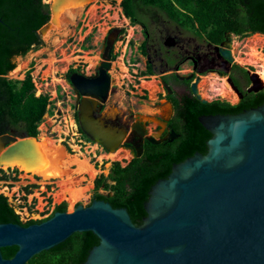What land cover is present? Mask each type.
I'll use <instances>...</instances> for the list:
<instances>
[{
    "label": "water",
    "instance_id": "obj_1",
    "mask_svg": "<svg viewBox=\"0 0 264 264\" xmlns=\"http://www.w3.org/2000/svg\"><path fill=\"white\" fill-rule=\"evenodd\" d=\"M90 1L48 2L50 19L37 31L38 37L55 31L67 9L81 13ZM120 33L113 30L107 35L106 62L99 76L73 74L68 83L82 97L81 132L111 153L119 148L123 135L93 119V99H105L112 87L107 62ZM222 46L221 57L233 62L227 49L231 44ZM251 82L248 92H264L262 80L252 76ZM160 84L171 91L166 82ZM192 91L203 105L208 103L196 83ZM199 124L211 135L207 154L195 153L173 165L169 177L150 188L141 225L134 224L127 209L96 201L72 212H55L27 227L0 224V264H27L76 233H92L98 240L82 264H264V103L237 116L200 117ZM36 139L0 136V170L39 166ZM12 247L17 252L6 259L2 249Z\"/></svg>",
    "mask_w": 264,
    "mask_h": 264
},
{
    "label": "trees",
    "instance_id": "obj_2",
    "mask_svg": "<svg viewBox=\"0 0 264 264\" xmlns=\"http://www.w3.org/2000/svg\"><path fill=\"white\" fill-rule=\"evenodd\" d=\"M121 7L133 26L139 25L147 30L146 18L152 14L154 17L149 18L150 22L154 23L160 16L175 29L193 35L198 33V37L213 45H219L230 35L239 38L256 33L264 35V0H123ZM48 8L49 5L42 0H0V136L15 131L18 139H36L38 126L49 113V98L47 95L35 96L30 73L22 81L5 77L16 68L17 57H24L33 46L40 44L37 31L49 22ZM142 51L146 54V43ZM143 74L153 75V72L148 66ZM263 103L264 92L256 98L248 95L239 107L219 100L206 105L198 101L197 106L192 105L184 113L188 130L174 148L162 149V158H150L144 163L136 160L127 168L115 163L111 175L108 178L102 176L95 184L96 190L106 184L105 188L114 193L113 197L95 194L94 200L111 204L115 209H127L134 224L141 225L147 216L145 204L150 188L159 179L168 178L173 165L184 162L195 153L207 154L211 135L199 124V118L206 115L237 116L245 110L261 107ZM0 172L3 174L1 181L9 178L3 170ZM107 179L115 184H107ZM65 211L66 205L62 204L56 206L53 213ZM53 213L40 221L22 222L8 198L0 194V224L27 227L46 221ZM96 245L98 240L92 233H76L57 247L33 257L27 264H82ZM16 252V247L2 249L6 259L13 258Z\"/></svg>",
    "mask_w": 264,
    "mask_h": 264
},
{
    "label": "rangeland",
    "instance_id": "obj_3",
    "mask_svg": "<svg viewBox=\"0 0 264 264\" xmlns=\"http://www.w3.org/2000/svg\"><path fill=\"white\" fill-rule=\"evenodd\" d=\"M50 1L42 0L46 5ZM122 1H90L74 22H64V27H57L55 32L52 31L43 36L39 45L33 46L24 57H17L15 60L16 68L9 74L8 79L22 81L26 74L30 73L35 96L47 95L49 98V113L43 117L38 126L37 139H45L49 143L51 140L54 141L52 144H58L66 157L68 156L59 163L64 168L63 172H60V179H58L60 181L53 183L52 180L40 179L31 173L36 171V168L25 170L23 167L15 169L16 177L12 175V179L0 180V194L8 198L22 222L48 218L57 205L65 204L68 212H72L78 205H89L95 176H108L113 163L125 166L122 164V157L119 156L121 152L128 156L123 149L117 153L108 154L97 145L83 144L80 141L81 136L78 135L74 123L71 98L73 93L64 82L67 70L72 67L77 68L81 65V69L86 73L94 69L97 62L101 60L104 40L113 30H121V37L114 46L116 58L112 68V92L117 98L136 101L139 113L152 114L149 109L155 102V93L160 90V87H157L160 84V77L155 73L143 74L146 72V55L142 52L140 45L144 42L145 29L139 25L133 26L131 21L126 19L121 7ZM152 16L154 17L150 14L146 18V26L150 34L149 44L152 45L149 53H152L154 59L167 60L171 65L172 58L169 56L172 57L174 51L169 52V49L161 46V42L164 37H167V32L174 37L176 35L174 32L177 30L160 16L156 17L154 23L150 22L149 18ZM197 35L199 34L196 33ZM185 36L194 37L189 32ZM252 37L253 35L246 38L231 36L229 43L232 55L238 66L253 69L264 81V46L253 48L249 43ZM154 50L156 56L153 55ZM157 67H159L158 62ZM188 68V65H184L181 68V74H187ZM218 80V77L208 75L203 79L202 84H214L211 87L214 90L218 87ZM201 93L209 101L215 97L212 91L208 94L207 91L201 90ZM225 96L227 95L221 94L222 99L227 100L230 105H236V100L226 99ZM64 145L69 147V153ZM86 163L91 166V171L88 168L89 171L83 173V166ZM72 166L76 168L69 170ZM29 173L31 174L28 175ZM2 175L0 172V177ZM14 177L17 180H14ZM34 177L38 178L37 182L33 181ZM62 178L64 180L71 178V180L63 182ZM72 180L76 182L74 184L81 186L84 192L86 190L84 197L81 195L76 202L69 201L67 195H61L66 189L63 185Z\"/></svg>",
    "mask_w": 264,
    "mask_h": 264
},
{
    "label": "flooded vegetation",
    "instance_id": "obj_4",
    "mask_svg": "<svg viewBox=\"0 0 264 264\" xmlns=\"http://www.w3.org/2000/svg\"><path fill=\"white\" fill-rule=\"evenodd\" d=\"M176 30L177 31L174 32V34H176L174 37L169 35L167 32V37H164L163 41L161 42V46L169 49V52L172 50L174 51L173 56H169V58H172L171 65L170 63H168L167 60H163L161 58H158V60L154 59L151 55L152 53H149L150 47L152 46L151 44H149L150 34L148 30H144L145 38L144 42L140 45V47L142 48L143 44L146 43L145 71H147V68L149 66L153 73L159 75L160 81L166 82L171 90L169 91L168 89L164 88L161 84L157 85L158 88L160 87V90L155 93V102L149 109L152 114L139 113V111H137L138 103L134 100L127 101L124 98L122 99L121 97H115L112 92V87L105 99H93L96 102V108L93 110V119L95 121L102 122L106 127L115 129L123 135V140L121 141L119 148L115 152L117 153L120 149H123L124 152L126 151L128 156L123 155L122 152L119 154V156L122 157V164H125V166H122L120 164L123 168L129 167L136 160H140L141 163H144L146 161H149L150 158H162L164 156L163 154H160V152H164V150L162 149L174 148L177 141H180L183 138L184 134H186L188 130V123L183 118V115L185 112H188L191 109L192 105L197 106V102L199 101L193 94V84H197L199 93L201 95V90L207 91L208 94L211 91L215 93V97H213L211 101L206 99L208 100V103H211L216 100L229 103L227 100L222 99L221 97V94H225L227 95L226 98H233L234 100H236V105H234V107H239L240 105H242V103L246 101L248 95L256 98L259 93L263 92H248V89L253 87L251 82L252 76H254V80H262L259 74L254 72L253 69L238 66L234 62L233 55V62H227L221 57L220 49L225 48L224 46H222V44L229 43L231 36L233 35H230L229 37L225 38L223 42H221L219 45H213L207 40L202 39L193 34L192 35L194 37L185 36L187 31L183 29L176 28ZM120 37L121 35H119V37L116 39L115 44ZM106 39L107 37L104 40L101 60L97 62L94 69L91 72L86 73L81 69V65H79L77 68L72 67L71 69L67 70V73L64 76V82L69 88H71L73 93L71 95V98L73 101L72 107L74 111V123L78 135L81 136L80 141L83 144L90 143L91 145H97L109 154L111 153L109 150H106L101 144H97L92 140H89L81 132V127L79 125L78 108H81L82 97L81 99H79L75 89H73L71 85H68V83H71V76L73 74H81L82 76L87 78H93L100 75L101 64L106 62L103 60V57L106 53ZM227 49L231 51V46L227 47ZM168 51L167 54L169 53ZM153 52V55L156 56V51L154 50ZM114 56L116 57V53L113 49L111 61L107 62L110 64V68L106 69V72L111 77V80ZM157 62L159 67H157ZM184 65L189 66L187 74H181V68ZM10 73H12V71ZM10 73L5 76L7 79ZM177 75L182 78H191L180 79ZM208 75L219 78V82L217 85L218 87L214 88V90L211 89L212 85L214 84H202L203 79ZM87 100L89 102L92 101L90 99ZM122 100H124V102H122ZM7 135L17 138L15 131L10 132V134ZM65 149L68 152L69 147L66 145ZM113 167L114 163L112 164L109 170L108 176L96 175L93 179L91 188L92 196L90 197V204L93 201H96L93 198L95 194L102 195L107 198L113 197L114 193L105 188L106 184H103L101 188L97 190L95 185L97 180H101L102 176L108 178L113 171ZM75 168V166H72L69 167V170H74ZM16 171L10 170L8 172V179H12V175L16 177ZM57 180L58 179H52V182L54 183ZM33 181L37 182L38 178L34 177ZM61 181H64V178H62ZM33 184L35 185V183ZM107 184H115V182L110 179H107Z\"/></svg>",
    "mask_w": 264,
    "mask_h": 264
},
{
    "label": "bare ground",
    "instance_id": "obj_5",
    "mask_svg": "<svg viewBox=\"0 0 264 264\" xmlns=\"http://www.w3.org/2000/svg\"><path fill=\"white\" fill-rule=\"evenodd\" d=\"M79 14L80 13H78V12L76 13L74 11H68V9H67V11L63 12L59 16L58 27L59 28L64 27V22L65 23L66 22H74ZM69 25H73V24H69ZM249 43L253 48H256L257 46H264V36L259 35V34H255L250 39ZM230 94H231V92H230ZM225 97H227V96H225ZM52 142H54V141L51 140V143H49L45 139H36V141L33 142L34 147H35V151L37 152V154L39 156V166L36 167V171L31 172V173L33 175L38 176L40 179H43L46 181L52 180V179H60L59 178L60 172H63V170H64V168H62L61 164H59V163L66 157V155L64 154L63 150L61 149V147L58 144H52ZM88 168L91 171V166L87 163L84 164L83 173H86ZM65 171H66V169H65ZM64 176H66V175L64 174ZM66 180H71V178H67ZM66 180H64L63 182H65ZM73 180L71 182H67L66 184L63 185V186H65L66 189H65V191L62 190L63 192L61 193V195H67L69 198V201L72 200V201L76 202L77 200H79L81 195H82V197H84L86 190L84 192L83 188L81 186H77L76 184H74L76 182H74L75 180L74 181Z\"/></svg>",
    "mask_w": 264,
    "mask_h": 264
}]
</instances>
